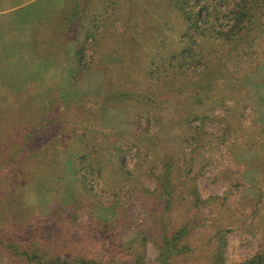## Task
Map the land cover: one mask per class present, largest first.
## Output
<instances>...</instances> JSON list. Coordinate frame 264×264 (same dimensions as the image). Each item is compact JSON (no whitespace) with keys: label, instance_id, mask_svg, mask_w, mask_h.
Here are the masks:
<instances>
[{"label":"rangeland","instance_id":"374dc122","mask_svg":"<svg viewBox=\"0 0 264 264\" xmlns=\"http://www.w3.org/2000/svg\"><path fill=\"white\" fill-rule=\"evenodd\" d=\"M75 1L83 11L78 23L67 25ZM107 1L114 0H31L22 5L21 0H0V246L40 242L67 258L115 255L128 260L131 243L144 231L149 233L144 235L145 263L157 264L149 236L159 233L162 221L169 228L181 223L188 207L180 201L163 214L152 195L157 187L153 173L166 155L179 184L188 173L197 174L201 198L216 199L200 211L206 223L193 238L194 257L173 264H207L208 236L219 227L229 231L226 264L264 252V17L260 29L255 21L236 40V51L230 44L225 54H215L218 62L203 74L207 80L224 74L221 65L234 51L242 60L251 51L255 65H242L238 74L225 76L214 92L231 108L215 106L200 123L185 119L190 110L197 111L205 92L197 103L186 104V81L175 77L171 91L163 79L150 86L142 72L162 39L172 43L173 34L160 38L157 31L159 22L179 21L174 10H166L167 0H117L109 9L114 27L103 21L98 41L88 46L92 65L73 74L74 53L85 30L80 24L92 20ZM233 31L225 26L222 34ZM109 92L130 94L115 106L103 103ZM141 141L138 150L134 145ZM114 146L123 151L119 163L133 175L125 181L106 169L95 191L109 198L108 205L86 209L74 230L62 228L58 209L89 203L74 174L82 150L96 164L115 159ZM49 164L48 172L39 170ZM131 212L137 216L133 225ZM0 264L16 263L0 249Z\"/></svg>","mask_w":264,"mask_h":264},{"label":"trees","instance_id":"16d2710c","mask_svg":"<svg viewBox=\"0 0 264 264\" xmlns=\"http://www.w3.org/2000/svg\"><path fill=\"white\" fill-rule=\"evenodd\" d=\"M105 3L98 10L97 15L94 18L92 17V20H85V22L80 24L85 30L80 32L81 36L74 53L73 74L88 70L90 65H92L93 62L90 61L92 57L87 54L88 46L94 45L98 41L97 37L102 28L101 23L104 21L108 22L112 27L115 25L116 18L115 16L112 18L109 9L115 7L117 0ZM263 6L264 0H167L166 10L170 8L174 10L178 15L179 21L177 24H168L165 21L159 22L157 25L160 38H164L161 35L171 36L173 34L171 36L172 43L171 45L168 44L164 38L157 45L153 55L148 57L144 68H142L145 79L150 86H155L157 81L163 79L166 81L165 83L169 84L170 88L174 87L172 85L175 77L183 80L180 82L186 81L184 86L190 94L185 99L186 104H189V102L197 103L200 94L203 92L207 94V97L199 101L200 104L197 111L190 110V115L185 120L195 119L203 123L208 113L213 114L212 108L215 106L226 110L231 108L226 102L216 98L214 89L222 85L225 76L238 74L242 65L247 68L254 63L252 53L249 51L250 46L245 47L249 51L246 53L241 50L240 46L239 50L246 56L244 60L240 58L241 53L235 52L238 49L236 40L250 32L255 26V21H257V28L260 29L262 26L261 21L264 17ZM82 11L83 8L76 4L75 1L72 4L65 24L78 23V16H80L79 14ZM224 25L229 28L231 26L234 27L235 31L224 36L222 34ZM230 44L232 50L233 48L235 49L232 54L234 57L231 56V59L226 60L227 63L221 65L224 74L219 77H213L211 80L205 79L207 76L204 77L203 74L218 60L214 58L215 54L220 50L225 54L224 49ZM236 46L237 48H235ZM172 88L171 91H173ZM128 94L130 93H106L103 103L115 106L124 104L128 101ZM202 110L204 112H201ZM241 112L243 114L242 109ZM172 116L169 114V121L173 120ZM143 132L148 134L145 129ZM143 142L141 141L134 146L140 150ZM131 148L132 146H128V149ZM112 149L115 159L98 161L96 164L89 162L90 152L85 148L82 150L78 162H75L74 174L78 176L76 183L80 187V194L86 195L89 203L85 204V206L76 205L69 209H58L62 212L61 215H59V212L57 214L61 218L59 226L62 228L64 225H69L68 229L74 230L81 223L80 216L86 213V209L90 211L94 208H105L106 204L108 205L109 198L95 191V184L99 178L105 177L104 171L106 172V169L111 167L117 173L116 176H122L125 181L133 175L130 170L119 163V152L123 153V151L116 146ZM51 167V164H49L44 168H39V170L48 172L47 170L51 169ZM173 167V160L165 155L163 162H161V168L157 169L156 173H153L157 187L152 195L157 196L158 201H160V207L165 212L163 214L173 210L174 205L180 201L188 204V207L185 209L181 223L169 228L168 224L162 221L159 233L156 236H149L148 239L151 240L156 252L157 264H173L172 262L178 258H185L186 261H189L194 257L193 238L204 228L206 223V219L201 216L200 211L216 200L215 198L206 200L201 198L198 191L197 174L191 176L188 173L183 184H179L177 177L174 176ZM111 197L115 199L116 194H112ZM76 202L78 203V201ZM136 217L135 212L130 213L128 217V221H131L130 224L133 225ZM228 233V230L219 227L213 234L208 236L207 244L210 249L206 254L207 264H226L225 251L228 247ZM147 234L149 235L148 232H139V238L132 242L131 245L133 247L129 248L130 257L128 260H123L115 255H108V257L107 255H94L91 257L77 254L67 258L54 253L47 246V243L43 245L40 242H9L0 246V249L6 252L8 258L15 261L16 264H146L144 248L147 240L144 235ZM249 234L255 236L254 232ZM238 264H264V252H258L250 259Z\"/></svg>","mask_w":264,"mask_h":264},{"label":"crops","instance_id":"0c3cea01","mask_svg":"<svg viewBox=\"0 0 264 264\" xmlns=\"http://www.w3.org/2000/svg\"><path fill=\"white\" fill-rule=\"evenodd\" d=\"M30 1H31V0H30ZM30 1H27V0H21V2L19 3V5L26 4L27 2H30ZM0 12H3V11L0 10ZM254 65H255V64L253 63V64L251 65V67H253ZM257 147H258V145H257ZM261 148H263L262 145H261ZM262 215L264 216V212H263Z\"/></svg>","mask_w":264,"mask_h":264}]
</instances>
